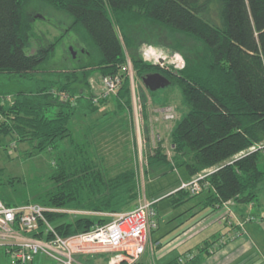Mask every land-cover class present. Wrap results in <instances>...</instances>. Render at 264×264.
Listing matches in <instances>:
<instances>
[{
	"label": "trees",
	"instance_id": "1",
	"mask_svg": "<svg viewBox=\"0 0 264 264\" xmlns=\"http://www.w3.org/2000/svg\"><path fill=\"white\" fill-rule=\"evenodd\" d=\"M200 1L0 0V138L28 144V156L58 150L48 176L51 187L25 203L92 213H118L136 206L134 169L107 177L99 161L90 156L87 144L73 138L71 121L77 109L94 113L108 100L94 102L91 93L86 96L84 89L94 73L123 76L111 97L117 109L132 108L119 32L130 47L135 39L128 30L138 22L185 35L202 48L201 55L185 58V67L177 74L143 62L139 53L130 58L139 78L155 72L166 76L178 88L187 109L170 134L174 166L158 146L147 156L148 168L169 167L167 174L183 167L188 177L216 168L206 178L204 208L226 202L248 205L257 200L264 166L258 163L261 152L250 150L264 143V0H222L220 26L201 16ZM42 5L70 18L67 33L77 35L88 61L71 69L46 68L57 41L65 35L26 53L34 35L33 15ZM81 81L84 88L77 89L75 84ZM82 99H86L83 104ZM164 101L167 105L169 100ZM64 140L69 142V151L60 150ZM238 155L242 156L230 162ZM192 196L177 190L165 198L179 206ZM95 218L45 213L62 237L109 219ZM41 229L29 234L40 237ZM160 247L156 245V249ZM201 260L188 255L169 264H199Z\"/></svg>",
	"mask_w": 264,
	"mask_h": 264
},
{
	"label": "rangeland",
	"instance_id": "2",
	"mask_svg": "<svg viewBox=\"0 0 264 264\" xmlns=\"http://www.w3.org/2000/svg\"><path fill=\"white\" fill-rule=\"evenodd\" d=\"M199 4L203 10L201 16L205 20L220 26L222 0H201ZM33 16L34 35L30 38L26 49L27 54L33 53L39 46H47L53 43L55 39L65 35L57 41L55 52L46 64V68L54 70L71 69L84 61H88L83 50L80 49L81 43H79L77 35L73 32L67 33L71 21L68 16L46 5L37 8ZM128 34L132 39H135L130 47L125 46L119 32L126 63L130 61L131 56L138 57L139 50L143 45L162 47L175 52L181 56L184 64L186 63L185 58H194V55L199 56L202 54L201 45L195 40L146 22L136 23L128 30ZM155 67L159 68L158 66ZM130 68L132 69L133 82V88H130L132 108L117 109L116 103L111 97L105 103L100 104L98 110L94 113L77 109L71 121L72 136L76 140H83L87 144L86 149H88L90 156L99 161L98 164L102 166L107 177H113L129 168L134 169L136 173V206L144 201L157 202L158 227L152 233L151 245L148 244L147 247V250L152 248V254L155 257L160 253L164 257L165 252L168 253L170 248L176 247V243H180L182 238L188 235L191 237V234H195V229L199 226L194 227L198 223H202L203 227L208 226L206 223H210V225L205 231H201L200 235L187 241L184 246L174 248L173 250L176 251L172 254L189 248L195 249L205 237L206 239L202 244L203 247H206L205 250H219L224 247L222 241L224 240L223 235L226 233V225L230 224V219L235 220L239 217L238 210L235 208L236 204L226 202L221 206L215 205L214 207L204 208L203 201L208 195L207 188L198 194H194L191 199L179 206H172L169 199L165 198L177 190L188 192L179 189L180 185L189 182L194 176L188 177L183 167L172 168L174 169L172 172L164 174L169 171V167L148 168L146 159L160 146L171 161L173 146L171 145L170 134L187 109L182 102L176 85L169 84L165 88L151 93L144 87L141 78L136 75L132 63ZM164 71L177 74L181 70L173 72L164 69ZM75 86L77 89H83L84 83L81 81L76 83ZM100 90V75L94 73L89 77L88 85L84 91L86 96L91 93L93 98H97ZM93 98L90 97V99ZM166 98L169 100L167 105L173 107L169 119L163 117L164 114L161 113V110L165 108L166 102L164 100ZM85 101L86 99H82L80 103L83 104ZM129 113L134 117L136 139H138L134 152L135 158L132 150L133 137L130 130ZM12 143L15 142L8 138H0V199L9 205H18L45 193L46 189L51 187L48 176L53 169L58 150L43 151L28 156L27 153L31 151L28 144L15 143V148H13L14 144ZM257 148L261 152L258 163L263 167L264 143L257 146ZM69 149L68 140L62 141L60 150L69 151ZM237 157H233L230 162H233ZM170 165L174 166L173 160ZM208 169L209 167L202 169L197 174H202ZM186 179L188 180L183 181ZM155 241L161 244L158 250ZM101 254L105 259L103 264H138L143 261L146 263V260H143L145 252L135 261H128L127 259L120 261L122 257L106 251L91 252L86 255L75 256V258L80 263V259H84V257H95ZM116 255L117 257H115ZM190 256L193 255L190 254ZM35 259L44 264H56L43 255H37ZM225 262H228V258ZM0 264H11V261L9 257H6V261L5 258L0 257Z\"/></svg>",
	"mask_w": 264,
	"mask_h": 264
},
{
	"label": "built area",
	"instance_id": "3",
	"mask_svg": "<svg viewBox=\"0 0 264 264\" xmlns=\"http://www.w3.org/2000/svg\"><path fill=\"white\" fill-rule=\"evenodd\" d=\"M139 54L143 62L158 66L162 70L177 72L185 66L180 55L162 47L143 45ZM130 67L131 63L127 61L124 70L128 77L129 87L133 88ZM123 78L119 74L100 77L101 90L99 96L94 97L93 101L97 102L115 95ZM7 100H10L9 97ZM172 111L173 107L166 106L161 113L164 114L163 117L169 119ZM12 144L15 148V143ZM258 149L254 147L250 151ZM241 156L238 155L237 158ZM215 170L208 169L202 174H197L189 182L181 183L179 189L187 190L192 195L202 192L208 185L206 178ZM154 203L144 201L131 210L118 213H92L46 208L33 203L9 205L0 199V249L9 256L11 264H29L37 255H43L56 264H81L75 256L99 251L115 253L118 257H122L120 261L123 259L135 261L144 254L149 235L158 227ZM48 212L73 216L89 214L106 216L109 219L104 224H94L87 231L62 237L45 219V213ZM40 228H42L40 237H33L29 234L38 233Z\"/></svg>",
	"mask_w": 264,
	"mask_h": 264
},
{
	"label": "crops",
	"instance_id": "4",
	"mask_svg": "<svg viewBox=\"0 0 264 264\" xmlns=\"http://www.w3.org/2000/svg\"><path fill=\"white\" fill-rule=\"evenodd\" d=\"M166 106H170V105H164V107ZM129 121H130V130L133 137L132 150L135 158L134 152L138 139H136L135 120L133 115L130 113H129ZM188 179L183 181H187ZM156 204L157 202H155L154 204L155 207ZM235 208H237L238 210L239 217L235 220L230 219L231 222L229 221V223L231 225L227 223L228 225H226V233L225 235H223L224 240L222 241V246L224 247L220 248L219 250L217 249H216L217 251L216 250L209 251V249H207V251L202 250L203 249L202 244L206 239L205 237L204 240H202L201 243H199L195 249L189 248L182 252L177 251L176 253L172 254L174 251H176L173 250L174 248H180L181 246H184L187 243V241H190L194 237L200 235L202 233L201 231H205L206 228H208V226L210 225V223H206L208 226L203 227L202 223H198L194 227L196 228L197 226H199L197 229H195L196 231L195 234L193 235L191 234V237H189L188 235L187 237L182 238L180 243H176V247L174 246L169 249L168 253L165 252L164 254L163 252L164 257L162 253H160V255H158L157 257H155V255L152 254V248L150 250H147L148 244L151 245L152 242L153 234L151 233L147 241L146 251L144 254L145 256H143V260H146L147 264H162V263L169 264L174 259L179 258L181 260H184L188 255L190 256V254H192L194 256H197L198 258L199 257L202 258L199 264H264V180L260 185L259 195L254 203L248 205H236ZM95 217L101 218L103 216H95ZM157 220H158V215H157ZM155 243L159 244L158 241H155ZM205 253H208V255H206ZM102 256L103 254L89 258L84 257V259H80V263L103 264V261L105 259ZM0 257H2V259L5 258L6 261V257L9 256L3 250H1ZM35 257L32 260V262L29 264H44L40 260H36ZM226 258H228L227 263L225 262ZM142 263L146 264L145 261H143Z\"/></svg>",
	"mask_w": 264,
	"mask_h": 264
},
{
	"label": "water",
	"instance_id": "5",
	"mask_svg": "<svg viewBox=\"0 0 264 264\" xmlns=\"http://www.w3.org/2000/svg\"><path fill=\"white\" fill-rule=\"evenodd\" d=\"M141 80L144 87L150 92H155L159 89H163L170 84L169 80L166 77L158 73L147 74Z\"/></svg>",
	"mask_w": 264,
	"mask_h": 264
},
{
	"label": "flooded vegetation",
	"instance_id": "6",
	"mask_svg": "<svg viewBox=\"0 0 264 264\" xmlns=\"http://www.w3.org/2000/svg\"><path fill=\"white\" fill-rule=\"evenodd\" d=\"M155 73H158V74H160V75H162V76H164L162 73H160V72H155ZM164 77H166V76H164ZM167 78V77H166Z\"/></svg>",
	"mask_w": 264,
	"mask_h": 264
}]
</instances>
